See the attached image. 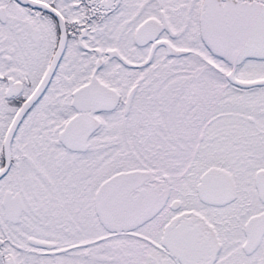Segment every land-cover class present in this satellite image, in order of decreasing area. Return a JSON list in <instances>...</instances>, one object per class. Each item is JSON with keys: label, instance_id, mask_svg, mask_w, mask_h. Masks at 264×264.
Listing matches in <instances>:
<instances>
[{"label": "snow or ice", "instance_id": "1", "mask_svg": "<svg viewBox=\"0 0 264 264\" xmlns=\"http://www.w3.org/2000/svg\"><path fill=\"white\" fill-rule=\"evenodd\" d=\"M0 264H264V0H0Z\"/></svg>", "mask_w": 264, "mask_h": 264}]
</instances>
